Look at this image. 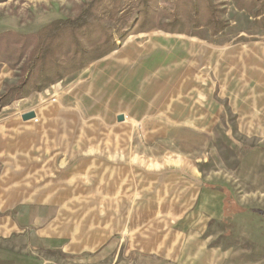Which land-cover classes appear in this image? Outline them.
Segmentation results:
<instances>
[{"label":"rangeland","instance_id":"374dc122","mask_svg":"<svg viewBox=\"0 0 264 264\" xmlns=\"http://www.w3.org/2000/svg\"><path fill=\"white\" fill-rule=\"evenodd\" d=\"M193 1L147 0V5L134 8L125 3L127 13L118 22L108 20L107 25L115 34V51L129 40L144 43L154 30L177 34L186 40L196 36L211 46L216 44L214 57L188 56V61L200 64L197 71H190L201 73L204 79L198 84L195 79H187L150 123L126 125L124 129L116 128V132L106 125L87 130L103 133L104 148L139 151L136 161L142 168L143 162H150L149 167L155 169L156 160L167 165L166 174H162L166 179L160 181L167 188L149 193L152 205L136 207L137 238L132 264H264V22L247 10H239L235 0H211V9L217 10L213 17L208 16L205 1ZM90 2L7 0L0 3V35L9 32L5 29L21 35H38L58 20L74 19ZM103 3L100 10L112 8L111 1ZM177 10L183 20L171 14ZM185 10L188 15H182ZM194 12L201 19L197 20ZM212 18H217L219 29L223 28L219 34L209 26ZM97 62L42 92L34 91L29 97L0 108V141H7L9 154L15 152L18 133L26 130L15 121L25 109L36 108L25 100L65 80L78 81L81 72ZM21 67L13 70L5 65L0 74V97L10 87H17ZM32 125L34 130H29L36 133H50L54 128L43 124L38 116ZM7 133L10 136L4 139ZM113 133H120L123 141L117 145L112 142ZM0 152L6 158V150L0 147ZM7 159L10 161V157ZM152 180L153 183L155 179ZM31 192L25 191L28 197ZM17 195L19 191L0 190V264H31L33 257L25 240L13 233ZM156 198L161 205H155ZM224 200L227 219L233 218L228 224L224 219ZM140 250L172 256L173 260L157 256L150 263L146 261L149 258L137 254ZM34 257L36 264H75L61 255L41 253Z\"/></svg>","mask_w":264,"mask_h":264},{"label":"crops","instance_id":"0c3cea01","mask_svg":"<svg viewBox=\"0 0 264 264\" xmlns=\"http://www.w3.org/2000/svg\"><path fill=\"white\" fill-rule=\"evenodd\" d=\"M206 41L154 30L144 43L121 44L81 72L78 81L65 80L25 100L36 108L25 109L15 119L26 130L18 133L14 154H9L6 140L0 141L7 152L6 158L0 152V190L19 191L13 233L27 243L31 264L41 253L61 255L75 264H132L136 207L152 205L148 195L153 189L162 191L167 165L156 160L155 169L150 162H143L142 168L136 161L139 151L104 148L103 133H89L87 128L106 125L115 131L152 122L187 79L196 84L204 79L190 71H197L199 62L190 60L191 65L187 59L214 57L216 44ZM30 112L53 125L51 132L30 131L33 120H23ZM121 136L113 133L111 141L117 145ZM13 166L15 170L7 169ZM26 190L32 191L29 197ZM159 200L155 205L162 204ZM137 254L150 263L157 256L173 260L155 252Z\"/></svg>","mask_w":264,"mask_h":264},{"label":"trees","instance_id":"16d2710c","mask_svg":"<svg viewBox=\"0 0 264 264\" xmlns=\"http://www.w3.org/2000/svg\"><path fill=\"white\" fill-rule=\"evenodd\" d=\"M5 1L7 0H0V3ZM109 1L112 2V8H106L104 11L100 10L104 0H91L86 9L74 19L58 20L45 27L38 35H21L13 31L1 34L0 74L5 65L13 70L22 66V76H20L17 87H10L6 90L5 95L0 97V108L8 106L15 100L25 99L34 91L42 92L49 86L61 82L68 75L113 53L117 48L115 34L113 29L107 25V21L118 22L120 16L127 13V9L124 7L125 3L134 8L139 5L145 6L148 2L147 0ZM199 1L194 0L193 4H198ZM203 1L208 4L206 8L208 16L213 17V13L217 10L211 9V0ZM235 1L239 10H247L264 22V3L261 4L257 0ZM193 11L191 12L193 13ZM183 12L182 15H188L189 11ZM196 13L194 12V17L197 20L201 19ZM171 14H175L176 18L183 20L178 10ZM212 21L213 23L209 26L215 29L216 34H219L223 28L219 29L220 23L217 18L215 21L212 18ZM226 206L227 200H224L223 213H225L224 219L228 224V221L232 222L233 218L230 216L227 219ZM241 213H245V211L243 210Z\"/></svg>","mask_w":264,"mask_h":264},{"label":"water","instance_id":"95a60500","mask_svg":"<svg viewBox=\"0 0 264 264\" xmlns=\"http://www.w3.org/2000/svg\"><path fill=\"white\" fill-rule=\"evenodd\" d=\"M36 117H37V115L35 112H30V113L23 115V120L25 122H28V121H32V120L36 119ZM123 120H124V117H121L120 121H123Z\"/></svg>","mask_w":264,"mask_h":264}]
</instances>
